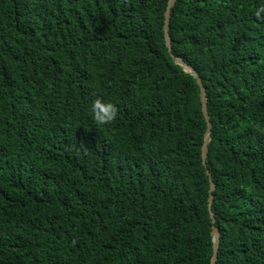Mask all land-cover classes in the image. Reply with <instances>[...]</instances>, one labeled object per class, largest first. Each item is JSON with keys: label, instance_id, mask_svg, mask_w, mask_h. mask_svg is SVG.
Returning <instances> with one entry per match:
<instances>
[{"label": "trees", "instance_id": "obj_1", "mask_svg": "<svg viewBox=\"0 0 264 264\" xmlns=\"http://www.w3.org/2000/svg\"><path fill=\"white\" fill-rule=\"evenodd\" d=\"M0 0V264H264V0ZM117 109L95 122L91 103Z\"/></svg>", "mask_w": 264, "mask_h": 264}, {"label": "water", "instance_id": "obj_2", "mask_svg": "<svg viewBox=\"0 0 264 264\" xmlns=\"http://www.w3.org/2000/svg\"><path fill=\"white\" fill-rule=\"evenodd\" d=\"M176 0H168L165 12H164V24H163V32L165 37V44L167 47V50L170 54V57L173 59V61L177 64H179L184 70L189 72L194 78L199 86V98L201 102V111L206 123V129L203 135V142L201 145V158H202V164L206 167V156L208 151V143L210 140V128H211V121L209 118L208 110H207V102H206V91L205 87L202 83L201 77L198 75L197 71L188 63H186L180 56H177L172 53L171 50V38L169 35V20H170V14H171V8L174 5ZM206 174L209 178V196H208V209L211 217V235H212V254L210 257V264H216L217 260V251H218V245H219V230L214 225V213L211 210V204L213 200V190L215 188V185L211 178L210 171L206 168L205 169Z\"/></svg>", "mask_w": 264, "mask_h": 264}, {"label": "clouds", "instance_id": "obj_3", "mask_svg": "<svg viewBox=\"0 0 264 264\" xmlns=\"http://www.w3.org/2000/svg\"><path fill=\"white\" fill-rule=\"evenodd\" d=\"M254 14L257 18H262L264 16V5L256 8ZM90 107L93 119L97 124L106 125L116 118L117 109L111 102L95 99L92 101Z\"/></svg>", "mask_w": 264, "mask_h": 264}]
</instances>
